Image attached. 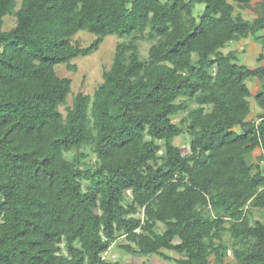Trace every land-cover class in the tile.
Returning a JSON list of instances; mask_svg holds the SVG:
<instances>
[{"label": "trees", "instance_id": "obj_1", "mask_svg": "<svg viewBox=\"0 0 264 264\" xmlns=\"http://www.w3.org/2000/svg\"><path fill=\"white\" fill-rule=\"evenodd\" d=\"M263 32L264 0H0V264H138L104 257L119 238L177 264H264V49L257 67L223 50ZM109 34L127 40L69 104L56 65Z\"/></svg>", "mask_w": 264, "mask_h": 264}, {"label": "rangeland", "instance_id": "obj_2", "mask_svg": "<svg viewBox=\"0 0 264 264\" xmlns=\"http://www.w3.org/2000/svg\"><path fill=\"white\" fill-rule=\"evenodd\" d=\"M255 1L252 2V7H254ZM206 5L203 3H198L195 5L194 14L196 16L200 15ZM252 7H247L243 10L244 16L248 19L254 18L255 12ZM16 24V18L14 16H6L4 18V29L9 30ZM264 33V32H263ZM96 38V35L88 32L87 30H80L76 35L72 37V42H79L82 46L90 45L93 40ZM127 40L126 38H121L117 34L107 35L100 48L87 56H79L72 60V63L77 66L76 70H70L67 64L61 63L56 65V71L61 77L70 78L72 80V93L69 95L68 102L72 103L73 96L78 92H83L85 94L92 95L95 89L103 81V72L108 70L113 62L116 45L120 41ZM151 45L150 41H142L140 43L141 53L143 56L148 55V49ZM264 49V47L259 43L255 42L252 36L248 38H242L236 40L232 43H229L227 47L223 50L228 52L229 50H237L239 52L240 63L246 64L249 67H257L261 63L257 60V55ZM259 81L257 79L249 80L248 85L252 89V93H256V89ZM252 103V113L250 115L251 119H256V116L263 112V110L258 107L254 101V98L251 97ZM61 111L65 112L64 106H61ZM182 116H174L173 120L175 122L179 121ZM175 143L181 147L184 153L189 152L190 149V136L184 134L178 136L175 139ZM85 151L89 154L88 160L94 162L96 160L95 154L91 151L90 148H86ZM261 155V150L256 149L252 154L248 156L249 162L255 164L258 162V158ZM256 217H260V214H257ZM159 230H164L163 225H159ZM226 240L229 242L231 238L229 235L226 236ZM124 238H119L112 248L105 252L103 255L107 260H119L123 263L136 262L142 264L147 262L148 264H177L174 260H166L159 255H142L140 253H128L120 248V244L124 243ZM168 255L178 258L180 255L174 251L164 250ZM214 258L212 257V263ZM224 264H236L235 259L229 252Z\"/></svg>", "mask_w": 264, "mask_h": 264}, {"label": "crops", "instance_id": "obj_3", "mask_svg": "<svg viewBox=\"0 0 264 264\" xmlns=\"http://www.w3.org/2000/svg\"><path fill=\"white\" fill-rule=\"evenodd\" d=\"M257 90V89H256Z\"/></svg>", "mask_w": 264, "mask_h": 264}]
</instances>
